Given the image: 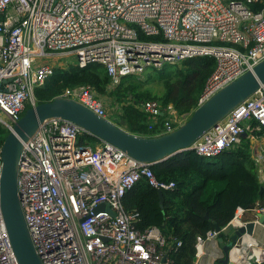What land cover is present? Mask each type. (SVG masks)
I'll return each mask as SVG.
<instances>
[{
    "label": "built area",
    "instance_id": "obj_1",
    "mask_svg": "<svg viewBox=\"0 0 264 264\" xmlns=\"http://www.w3.org/2000/svg\"><path fill=\"white\" fill-rule=\"evenodd\" d=\"M256 3L261 7L254 8ZM49 54L67 58L66 66L103 64L111 76L109 87L148 65L213 55L215 66L199 97L201 104L264 59V0H0V121L9 130L27 105L36 103L35 88L57 66L46 60ZM56 96L74 98L117 120L92 85L68 86ZM133 101L147 114L149 130L163 122L158 133L187 118L188 113H178L172 103L163 105L156 98ZM262 129L264 83L191 149L214 156L237 146L244 132L254 136ZM85 132L74 122L53 117L24 141L18 192L43 264H173L171 254L182 239L157 225L137 228L138 212L125 208L123 196L141 179L163 190L174 188L175 181L158 178L151 164L112 143L81 141ZM2 164L0 147V176ZM258 167L264 182L263 167ZM254 210L252 219L258 220L264 205L238 206L228 224L244 225L245 214ZM207 241L218 246V231L197 236L191 264H206L201 258ZM229 255L237 264L261 263L264 244L244 234ZM222 256L221 250L217 258ZM0 264H19L1 207Z\"/></svg>",
    "mask_w": 264,
    "mask_h": 264
},
{
    "label": "trees",
    "instance_id": "obj_2",
    "mask_svg": "<svg viewBox=\"0 0 264 264\" xmlns=\"http://www.w3.org/2000/svg\"><path fill=\"white\" fill-rule=\"evenodd\" d=\"M253 7L257 9L261 4H253ZM140 37L157 38L143 34ZM214 66L213 55H194L178 63L153 67L146 80L135 73H128L114 87H109L111 76L99 62H90L82 67L76 64L55 66L45 82L35 88L36 102L50 100L68 86L89 84L100 95L108 97L112 105L119 104L122 110L119 117L125 119L127 129L151 135L160 131L163 122L149 130L147 114L130 101L156 98L163 105L172 103L178 113H188L198 105ZM154 77L164 85L161 94L142 88L146 81ZM8 132L9 129L0 121V147ZM263 134L264 129L254 131L256 136ZM99 140L88 132L81 137V141L90 143ZM152 168L158 178L176 183L174 188L163 190L164 201L161 203L156 187L141 179L126 191L123 204L127 210L138 212L134 220L137 228L143 230L157 225L164 233L182 239L181 246L171 254L173 264H191L197 236L215 229L216 224L221 227L228 225L238 206L254 208L264 205V189L261 192L264 182L259 177L258 162L249 135L242 136L237 146L224 149L217 155L205 156L195 149H186ZM214 264L224 263L219 257ZM254 264H264V261Z\"/></svg>",
    "mask_w": 264,
    "mask_h": 264
},
{
    "label": "water",
    "instance_id": "obj_3",
    "mask_svg": "<svg viewBox=\"0 0 264 264\" xmlns=\"http://www.w3.org/2000/svg\"><path fill=\"white\" fill-rule=\"evenodd\" d=\"M264 83V59L256 63L231 82L220 88L209 99L188 112L184 122L174 129L155 134L132 132L125 126V119L118 122L96 113L80 101L55 96L27 107L10 129L1 146L2 171L0 176V207L8 236L19 264H43L32 240L18 192L19 162L27 141L48 118H61L80 125L86 132L112 143L133 158L152 166L183 150L191 149L205 132L217 125L221 119L240 102L252 95ZM244 132L242 136H246ZM264 186L261 188L263 191ZM161 203L164 191L158 188ZM104 205H99L102 208ZM207 216V215H206ZM264 223V212H258V220H248L244 225L224 228L215 225L218 242L223 250L220 257L224 264H237L229 251L244 234L253 235L254 228ZM229 240H225V236ZM195 259V257H194Z\"/></svg>",
    "mask_w": 264,
    "mask_h": 264
},
{
    "label": "crops",
    "instance_id": "obj_4",
    "mask_svg": "<svg viewBox=\"0 0 264 264\" xmlns=\"http://www.w3.org/2000/svg\"><path fill=\"white\" fill-rule=\"evenodd\" d=\"M105 99V96H104ZM120 119V117H118ZM117 121V120H116ZM118 122V121H117ZM251 137V142H252V147H253V151H254V157L258 158V164L259 166L263 167L264 170V134L261 136H250ZM254 211H248L245 216L246 218L252 219L254 217ZM253 236L255 238H257L261 243L264 244V223L260 224L259 222H257V225L254 228V234ZM225 240H229V236H225ZM219 246V248H218ZM218 246L214 241H207L204 245V250L206 251V253L203 255V257L201 258L202 262H205L206 264H214L215 260L217 259V255L221 254V246L218 242ZM223 252V250H222ZM196 259V256H194ZM195 259H193V261H195Z\"/></svg>",
    "mask_w": 264,
    "mask_h": 264
},
{
    "label": "rangeland",
    "instance_id": "obj_5",
    "mask_svg": "<svg viewBox=\"0 0 264 264\" xmlns=\"http://www.w3.org/2000/svg\"><path fill=\"white\" fill-rule=\"evenodd\" d=\"M49 55H50V57L47 58L46 60L52 62V64H54V66L55 65H57V66H59V65L66 66L67 65V61H66L67 58H64V57L62 58L61 56H58L57 54H49ZM167 64H170V63L166 62L165 64H162L161 66L148 65L142 71H139L135 74H137L140 77V79L146 80L147 79V73H151L153 67L160 68V67H163V65H167ZM142 88H148L156 94H161L164 90V85L159 79H157V77H154V78L146 81L143 84ZM105 102L107 104V107H108L110 114H112V116H114L115 119L119 120L118 117L122 113V110L118 106L119 104L112 105L110 103V99L106 96H105Z\"/></svg>",
    "mask_w": 264,
    "mask_h": 264
}]
</instances>
